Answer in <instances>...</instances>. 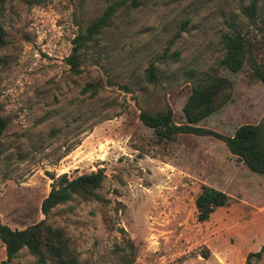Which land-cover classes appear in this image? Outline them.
<instances>
[{
  "label": "rangeland",
  "instance_id": "obj_1",
  "mask_svg": "<svg viewBox=\"0 0 264 264\" xmlns=\"http://www.w3.org/2000/svg\"><path fill=\"white\" fill-rule=\"evenodd\" d=\"M114 0H13L0 5V223L24 229L45 218L62 228L80 264H264V174L251 172L212 135L160 138L138 115L182 107L209 73L232 82L229 99L196 125L231 136L264 119V0H137L84 51L74 75L66 57L79 30ZM254 2V14L244 11ZM235 31L247 59L218 65ZM151 67L155 78L147 80ZM97 85L94 95L83 90ZM102 169L106 203L74 197L44 217L51 176ZM202 185L229 201L205 221ZM206 252L207 257H202ZM5 258L0 241V262ZM11 264H35L24 248Z\"/></svg>",
  "mask_w": 264,
  "mask_h": 264
},
{
  "label": "trees",
  "instance_id": "obj_2",
  "mask_svg": "<svg viewBox=\"0 0 264 264\" xmlns=\"http://www.w3.org/2000/svg\"><path fill=\"white\" fill-rule=\"evenodd\" d=\"M6 1L0 0V5ZM137 0H114L108 4L102 13L90 21L83 30H79L72 39V46L66 63L74 75L81 72V64L85 48L96 40L110 25L112 19L120 10L136 7ZM255 4L252 2L244 11L247 16L254 14ZM4 30L0 23V47L4 44ZM224 52L218 62L232 72L242 68L247 59V39L240 32L222 36ZM255 76L264 84V71L254 68ZM155 78L151 67L147 69V80L153 82ZM97 85L88 83L85 90L95 94ZM232 82L223 76L209 73L197 78L190 89V93L182 107L185 123L175 124L172 120V111L139 112L140 121L152 128L157 136L172 139L177 134L212 135L222 140L228 151L235 155L246 167L256 174H264V119L257 124L240 125L231 136H224L214 131L202 128L196 124L222 106L230 96ZM7 126L6 118L0 116V136ZM105 178L102 169L83 173L69 178L65 173L57 177L51 176L50 190L42 199L40 211L46 217L58 205H62L74 197L84 201L94 200L106 203L99 194ZM228 195L208 185H202L195 199L197 220L205 221L217 207L226 205ZM0 241L4 245L5 258L0 264H11L18 252L26 249L35 258V264H80L76 253L71 248L69 239L62 228L52 227L45 222V218L24 229H11L0 223ZM264 249V240L261 250ZM261 251L248 253L245 264H249V257L259 258ZM202 257L206 258L204 252ZM124 264H131L133 258L123 257Z\"/></svg>",
  "mask_w": 264,
  "mask_h": 264
}]
</instances>
